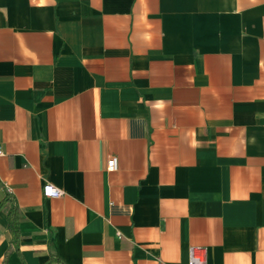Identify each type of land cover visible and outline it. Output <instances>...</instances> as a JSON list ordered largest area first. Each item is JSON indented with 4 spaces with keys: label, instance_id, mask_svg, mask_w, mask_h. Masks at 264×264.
<instances>
[{
    "label": "crops",
    "instance_id": "crops-1",
    "mask_svg": "<svg viewBox=\"0 0 264 264\" xmlns=\"http://www.w3.org/2000/svg\"><path fill=\"white\" fill-rule=\"evenodd\" d=\"M192 244L264 264V0H0V264Z\"/></svg>",
    "mask_w": 264,
    "mask_h": 264
},
{
    "label": "built area",
    "instance_id": "built-area-1",
    "mask_svg": "<svg viewBox=\"0 0 264 264\" xmlns=\"http://www.w3.org/2000/svg\"><path fill=\"white\" fill-rule=\"evenodd\" d=\"M117 166V159L111 156L107 161V168L109 170L115 169ZM42 194L45 197H58L63 194V190L50 181H45L42 185ZM189 264H205L206 248L202 245L192 244L188 248Z\"/></svg>",
    "mask_w": 264,
    "mask_h": 264
},
{
    "label": "trees",
    "instance_id": "trees-1",
    "mask_svg": "<svg viewBox=\"0 0 264 264\" xmlns=\"http://www.w3.org/2000/svg\"><path fill=\"white\" fill-rule=\"evenodd\" d=\"M12 213H15V215H16L17 211L14 209V210L12 211ZM12 213H11V214H12ZM9 218H11V219H10V220H11L10 226H11L12 232H13L14 235H16V232H17V226L14 224L15 222H14L13 217H12V216H11V217L9 216Z\"/></svg>",
    "mask_w": 264,
    "mask_h": 264
}]
</instances>
